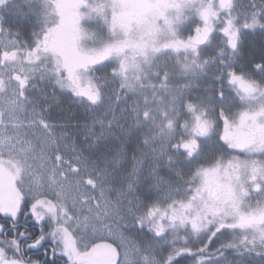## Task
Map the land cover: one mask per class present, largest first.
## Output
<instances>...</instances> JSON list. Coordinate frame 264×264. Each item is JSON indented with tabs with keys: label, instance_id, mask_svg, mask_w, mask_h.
<instances>
[{
	"label": "snow or ice",
	"instance_id": "obj_1",
	"mask_svg": "<svg viewBox=\"0 0 264 264\" xmlns=\"http://www.w3.org/2000/svg\"><path fill=\"white\" fill-rule=\"evenodd\" d=\"M0 264H264V0H0Z\"/></svg>",
	"mask_w": 264,
	"mask_h": 264
},
{
	"label": "flooded vegetation",
	"instance_id": "obj_2",
	"mask_svg": "<svg viewBox=\"0 0 264 264\" xmlns=\"http://www.w3.org/2000/svg\"><path fill=\"white\" fill-rule=\"evenodd\" d=\"M255 44V46H258V45H260V39H259V36H256V37H252V38H250V47H252V45H254ZM256 49L254 48V51H255ZM257 51V50H256Z\"/></svg>",
	"mask_w": 264,
	"mask_h": 264
},
{
	"label": "trees",
	"instance_id": "obj_3",
	"mask_svg": "<svg viewBox=\"0 0 264 264\" xmlns=\"http://www.w3.org/2000/svg\"><path fill=\"white\" fill-rule=\"evenodd\" d=\"M255 49L257 50V51L255 50V52L258 55L259 54V50H260V45H258L257 48H255Z\"/></svg>",
	"mask_w": 264,
	"mask_h": 264
},
{
	"label": "rangeland",
	"instance_id": "obj_4",
	"mask_svg": "<svg viewBox=\"0 0 264 264\" xmlns=\"http://www.w3.org/2000/svg\"><path fill=\"white\" fill-rule=\"evenodd\" d=\"M252 47H253V48H257V46H255V44H254V45H252Z\"/></svg>",
	"mask_w": 264,
	"mask_h": 264
}]
</instances>
